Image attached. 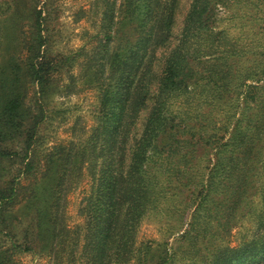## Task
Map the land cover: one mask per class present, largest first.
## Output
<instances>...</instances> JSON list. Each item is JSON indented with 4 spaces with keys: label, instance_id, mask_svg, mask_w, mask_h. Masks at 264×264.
<instances>
[{
    "label": "trees",
    "instance_id": "trees-1",
    "mask_svg": "<svg viewBox=\"0 0 264 264\" xmlns=\"http://www.w3.org/2000/svg\"><path fill=\"white\" fill-rule=\"evenodd\" d=\"M30 1V31L22 42L25 59L12 57L0 68V264H18L16 255L44 248L45 235L58 252L80 249L75 260L80 264H128L139 224L166 192L158 177L160 167L179 153L186 169L201 153L210 162L209 184L204 185L208 191L198 194L206 198L213 184L220 186L214 204L225 215H233L251 194L260 196L258 205L248 210L254 212L258 235L238 247L220 248L210 264H264V54L241 55L239 39L218 25L223 12L254 15L264 22V0H192L134 144L132 128L150 98L147 63L153 49L170 40L177 0H121L119 7L117 0H95L102 8L104 31L93 37L100 34L104 41L99 37L97 44H84L58 59L49 28L50 0ZM82 56L84 73L99 87L97 124L81 144L71 140L60 169L41 176L39 140L41 126L52 113L48 103L54 75ZM245 62L250 67L242 74ZM182 95L188 104L198 99L211 108L202 110L198 104L193 111L190 107L186 113H173L174 101ZM222 101L231 107L219 125L213 112ZM242 106L243 116L236 120ZM85 161L91 187L82 211L84 224L75 232L63 227L60 233L62 192ZM52 162L57 166V160ZM23 210L32 217L19 230L23 220L16 216ZM59 236L64 239L56 244ZM56 262L62 264L61 258Z\"/></svg>",
    "mask_w": 264,
    "mask_h": 264
},
{
    "label": "rangeland",
    "instance_id": "rangeland-1",
    "mask_svg": "<svg viewBox=\"0 0 264 264\" xmlns=\"http://www.w3.org/2000/svg\"><path fill=\"white\" fill-rule=\"evenodd\" d=\"M120 1L117 0V7ZM191 2L192 0H177L170 40L162 47L153 49V57L149 58L147 65H150V98L138 115L136 127L132 128L134 137L130 144H134L143 133L154 96L160 87L166 60L179 43ZM50 3L49 28L53 34V50L58 54L57 59L71 54L84 44L86 47L97 44L100 34L98 38L93 36L100 33V30L104 31V27L101 28L102 8H99L95 0H50ZM32 13L30 0H0V68H4L12 57L19 61L25 59L26 51L22 42L30 31ZM219 17V27L225 29L230 38L239 39L243 47L241 55L250 56L252 53L258 58L263 56L261 53L264 54V22L256 19L254 15L242 17L223 12ZM82 59L83 56L69 69L65 67L54 75L53 91L48 103L49 112L52 113L48 114L41 126L42 134L39 140L41 176L46 175L48 169H60L64 163L63 157L70 149L71 140L77 145L81 144L82 139L87 137L97 124L101 103L99 87L84 73L85 68L80 64ZM241 59L244 61L245 57ZM248 67L249 63H243L242 74H245ZM31 91L32 86L29 85V94ZM198 104L202 110L208 111L211 108L205 104L201 105L198 99H193L188 104L187 97L182 95L175 99L172 110L173 113H186L190 107L191 111L195 107L198 108ZM218 104L215 108L218 112H213V116L219 119L218 122L221 120L219 125H222L226 122L225 115L231 105L225 101ZM242 108L243 106L236 113V120L240 119ZM231 121L235 123L234 118ZM231 128L233 124L230 125ZM223 141H227V138ZM53 159L57 160V166L56 162H52ZM81 164L82 169L77 176H70L74 180L70 181L62 192L56 228L60 233H63V227L75 232L76 226L84 224L82 211L90 194L91 174L88 163L85 161ZM210 166V162L202 153L192 161L190 169L185 168L180 153L165 159L158 173V177L166 186L165 195L154 210L145 214L139 224L134 245L135 253L128 264H157L165 261L166 257L167 264H210L220 248L227 245L238 247L258 235L260 227L257 226L254 212L248 210L251 204L254 207L258 205L259 195L251 194L233 215H225L217 210L214 204V197L221 196L217 192L220 191V186L217 188L216 184H213L206 198L198 194L200 190L205 189V193L208 191L204 185L209 184V175L206 173ZM169 168L180 171L172 172ZM256 178L257 174L255 181ZM171 179L172 182H169ZM26 213L27 211L23 210L16 216L17 220H23L18 225L19 230L27 225L32 217ZM62 239V236L57 237L55 243ZM43 244L44 248H38L37 251L16 255L18 264H55L58 258H61L62 264H80L75 262L81 256L80 249H75L74 252H69V249L58 252L56 248H50L51 238L47 235L43 237Z\"/></svg>",
    "mask_w": 264,
    "mask_h": 264
}]
</instances>
